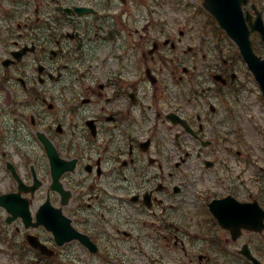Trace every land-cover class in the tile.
<instances>
[{
    "label": "flooded vegetation",
    "instance_id": "obj_1",
    "mask_svg": "<svg viewBox=\"0 0 264 264\" xmlns=\"http://www.w3.org/2000/svg\"><path fill=\"white\" fill-rule=\"evenodd\" d=\"M158 1L0 0L10 105L0 106V196L13 194L0 220L17 224L11 237L68 251L33 225L59 209L98 247L73 240L72 264H238L245 246L264 254V230L238 222L255 202L264 210V154L239 148L252 109L233 106L247 90L243 58L220 32L191 85V10ZM76 6L86 13L62 9ZM245 7L248 23L258 12L264 21V0ZM251 37L264 55L261 34Z\"/></svg>",
    "mask_w": 264,
    "mask_h": 264
},
{
    "label": "rangeland",
    "instance_id": "obj_2",
    "mask_svg": "<svg viewBox=\"0 0 264 264\" xmlns=\"http://www.w3.org/2000/svg\"><path fill=\"white\" fill-rule=\"evenodd\" d=\"M190 4V8L192 10H196L199 7H202L201 0H186ZM207 15V14H206ZM208 16V15H207ZM205 20L210 22L213 27L212 19L208 16L205 17ZM192 46H195L194 43H191ZM251 90H249L246 94H244L241 100L238 103V106H250L252 109L251 118L252 122L256 127L254 128L253 125V135L254 138L252 140V144L254 145L253 150L258 154L259 152L264 151V138L263 135L259 133V129H264V98L261 94V91L257 84H253L252 81L250 83ZM5 97L3 94L0 96V104L2 106H8L4 103ZM246 126L248 128L249 122L246 120ZM259 128V129H258ZM0 175L2 172L0 171ZM1 229V227H0ZM0 234L7 236L6 229L1 230ZM5 238L4 240H0V264H27L26 259L19 257L17 254L13 252V250L9 249L6 245ZM70 246H68V251L61 252L57 257L53 259V262L57 261H64L67 264H71L72 255L69 252ZM59 263V262H57ZM47 264V263H46Z\"/></svg>",
    "mask_w": 264,
    "mask_h": 264
},
{
    "label": "water",
    "instance_id": "obj_3",
    "mask_svg": "<svg viewBox=\"0 0 264 264\" xmlns=\"http://www.w3.org/2000/svg\"><path fill=\"white\" fill-rule=\"evenodd\" d=\"M242 1L243 0H205L204 6L221 20L222 25L226 28L227 32L237 39L244 55L248 58L250 67L254 70L256 77L260 81L264 93V60L257 61L256 59H253L255 56L252 53L246 26L242 18ZM262 31L264 34V28ZM74 235L75 234H71L65 239L70 240ZM248 257L257 264H261L250 254Z\"/></svg>",
    "mask_w": 264,
    "mask_h": 264
}]
</instances>
